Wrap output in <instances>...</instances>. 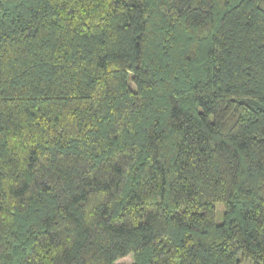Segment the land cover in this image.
<instances>
[{
  "label": "trees",
  "instance_id": "obj_1",
  "mask_svg": "<svg viewBox=\"0 0 264 264\" xmlns=\"http://www.w3.org/2000/svg\"><path fill=\"white\" fill-rule=\"evenodd\" d=\"M128 256L264 264V0H0V264Z\"/></svg>",
  "mask_w": 264,
  "mask_h": 264
},
{
  "label": "rangeland",
  "instance_id": "obj_2",
  "mask_svg": "<svg viewBox=\"0 0 264 264\" xmlns=\"http://www.w3.org/2000/svg\"><path fill=\"white\" fill-rule=\"evenodd\" d=\"M218 206V214H217V222H221V205H217ZM132 263V257L128 256L124 259H120L119 261H117V264H131ZM240 264H252L250 261L245 260V259H241L240 260Z\"/></svg>",
  "mask_w": 264,
  "mask_h": 264
}]
</instances>
